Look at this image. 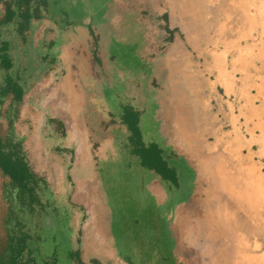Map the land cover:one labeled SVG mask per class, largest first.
<instances>
[{"label": "rangeland", "instance_id": "374dc122", "mask_svg": "<svg viewBox=\"0 0 264 264\" xmlns=\"http://www.w3.org/2000/svg\"><path fill=\"white\" fill-rule=\"evenodd\" d=\"M35 3L40 16L25 39L18 22L0 25L9 72L24 86L20 104L0 103V121L47 180L44 206L17 213L38 262L75 264L68 253L80 249L101 264H208L217 246L205 228L226 197L221 178L242 193L246 183L264 188V128L233 106L237 95L210 101L207 62L197 61L230 28L232 0ZM125 106L139 112L141 141L162 148L178 185L133 153ZM6 193L0 177V211Z\"/></svg>", "mask_w": 264, "mask_h": 264}, {"label": "trees", "instance_id": "16d2710c", "mask_svg": "<svg viewBox=\"0 0 264 264\" xmlns=\"http://www.w3.org/2000/svg\"><path fill=\"white\" fill-rule=\"evenodd\" d=\"M35 1L0 0V25L18 22L19 30L25 39L24 33L31 18L40 16L37 13L39 8ZM163 16L167 18V13ZM164 26L169 32H173L166 24ZM166 39L173 41L171 35L166 36ZM1 43L0 70L5 71V76L0 82V103L8 99L11 104H20L24 96V86L19 78L9 72L14 66L13 57L8 51L9 42L3 40ZM138 114L139 112L132 107L125 106L121 115L122 121L131 133L129 139L132 142L133 153L137 154L141 164L156 173L160 180L178 185L177 171L168 164L163 156L162 148L156 143L145 146L141 141ZM50 120L61 125V121L57 118H50ZM0 177L10 199V205L1 208L0 211V264H40L30 245L31 235L22 229L17 213L19 210L34 211L44 206L40 192L46 187L47 180L44 175L32 168L24 153L21 140L13 141L2 121H0ZM13 205L14 208H11ZM11 220H15L14 225H11ZM81 255L80 249H74L68 253V257L70 256V260L73 259L75 264H101L99 259L91 258L87 261ZM55 256L53 261H56Z\"/></svg>", "mask_w": 264, "mask_h": 264}, {"label": "crops", "instance_id": "0c3cea01", "mask_svg": "<svg viewBox=\"0 0 264 264\" xmlns=\"http://www.w3.org/2000/svg\"><path fill=\"white\" fill-rule=\"evenodd\" d=\"M232 5L234 11L230 28L222 27L220 37L214 42L205 41L207 45L204 46L203 54L197 61L207 62L205 68L209 76L205 79V83H208L210 88L209 100L222 106L226 101L224 95H237L239 103L233 106L245 114V119L251 124V128L262 129L264 128V0H232ZM194 40L198 41V38ZM197 43L201 46L203 44L202 41ZM184 63L190 64L191 59L187 56L186 59L184 58ZM228 104L232 105L230 102ZM232 113L229 112L231 119L234 118Z\"/></svg>", "mask_w": 264, "mask_h": 264}, {"label": "bare ground", "instance_id": "6f19581e", "mask_svg": "<svg viewBox=\"0 0 264 264\" xmlns=\"http://www.w3.org/2000/svg\"><path fill=\"white\" fill-rule=\"evenodd\" d=\"M259 115L261 116V114ZM221 185L225 192L222 194H225L226 197L223 198V202L220 198L219 211L215 212L216 216L213 214L214 212L208 214V224H206L209 226L205 228L209 239L217 246L216 253L208 264H264V250L261 249L263 246L260 242L264 238V221L263 217L259 218V215H264L263 186L259 182L250 186L246 183V190L241 188L242 193L222 178ZM215 221L219 224L217 225Z\"/></svg>", "mask_w": 264, "mask_h": 264}]
</instances>
